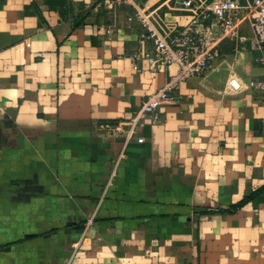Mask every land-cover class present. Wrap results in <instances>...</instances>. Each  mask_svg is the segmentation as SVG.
Here are the masks:
<instances>
[{
    "label": "crops",
    "instance_id": "obj_1",
    "mask_svg": "<svg viewBox=\"0 0 264 264\" xmlns=\"http://www.w3.org/2000/svg\"><path fill=\"white\" fill-rule=\"evenodd\" d=\"M179 1L135 3L171 39ZM134 11L0 0V264H264V47L243 25L128 139L178 70H135Z\"/></svg>",
    "mask_w": 264,
    "mask_h": 264
},
{
    "label": "built area",
    "instance_id": "obj_2",
    "mask_svg": "<svg viewBox=\"0 0 264 264\" xmlns=\"http://www.w3.org/2000/svg\"><path fill=\"white\" fill-rule=\"evenodd\" d=\"M95 7L113 9L123 0H91ZM134 5L130 20L137 19L142 31L139 34L140 48L131 55L135 70L139 62L146 60L153 72L176 65L178 70L167 83L150 94L142 105L125 122L128 139L137 133L141 121L151 118L158 121L161 107L173 99L172 92L189 77L200 75L214 67L220 57L219 44L223 39H242L241 29L247 25L257 47H264V0H181L179 5L189 11L191 18L171 39L163 32L155 12L140 8L135 0H126ZM251 86L263 94L264 80H255ZM122 130V125L115 127ZM139 143L144 137H138Z\"/></svg>",
    "mask_w": 264,
    "mask_h": 264
}]
</instances>
